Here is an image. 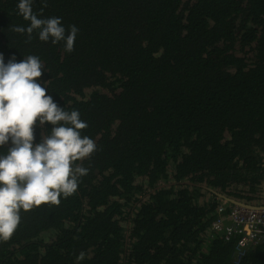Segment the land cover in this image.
<instances>
[{"label": "trees", "instance_id": "trees-1", "mask_svg": "<svg viewBox=\"0 0 264 264\" xmlns=\"http://www.w3.org/2000/svg\"><path fill=\"white\" fill-rule=\"evenodd\" d=\"M263 179L264 0H0V264H264Z\"/></svg>", "mask_w": 264, "mask_h": 264}, {"label": "built area", "instance_id": "built-area-1", "mask_svg": "<svg viewBox=\"0 0 264 264\" xmlns=\"http://www.w3.org/2000/svg\"><path fill=\"white\" fill-rule=\"evenodd\" d=\"M225 207V202L217 205V215L210 229L223 234L226 239L238 234L233 254L236 261L247 245L258 241L264 242V207L255 203L253 207L239 204H231L228 209Z\"/></svg>", "mask_w": 264, "mask_h": 264}, {"label": "water", "instance_id": "water-1", "mask_svg": "<svg viewBox=\"0 0 264 264\" xmlns=\"http://www.w3.org/2000/svg\"><path fill=\"white\" fill-rule=\"evenodd\" d=\"M161 185H164V184H161ZM208 189L227 202H230L232 204L244 205L246 207H250V206L253 207V203L246 202L245 200H237V199L231 198V197L227 196L226 194H223L217 190H213L211 188H208ZM262 191H263V197H264V179H263ZM262 207H264V204L262 205Z\"/></svg>", "mask_w": 264, "mask_h": 264}, {"label": "clouds", "instance_id": "clouds-1", "mask_svg": "<svg viewBox=\"0 0 264 264\" xmlns=\"http://www.w3.org/2000/svg\"><path fill=\"white\" fill-rule=\"evenodd\" d=\"M263 205V204H262Z\"/></svg>", "mask_w": 264, "mask_h": 264}]
</instances>
